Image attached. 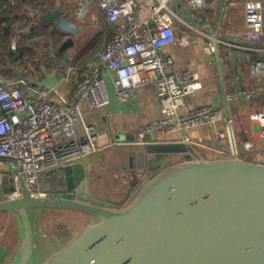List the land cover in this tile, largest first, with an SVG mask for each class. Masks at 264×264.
I'll use <instances>...</instances> for the list:
<instances>
[{
  "label": "crops",
  "instance_id": "0c3cea01",
  "mask_svg": "<svg viewBox=\"0 0 264 264\" xmlns=\"http://www.w3.org/2000/svg\"><path fill=\"white\" fill-rule=\"evenodd\" d=\"M4 1L13 4L11 16L15 19L13 27L15 34L11 37L10 43L13 38L18 41L17 48L15 50L10 48V50L18 49L19 36L35 37L30 39H33L34 43L27 42L32 49L34 48V58L26 60L27 69L18 67L22 71H17V78L44 80L42 68L45 69V67L39 61L44 55L48 58L56 56L65 69L55 72L57 84L54 88L48 90L29 84L26 80L25 82L30 85V89L32 87L41 92L40 95L44 98L63 102L73 91L76 82L94 66L98 52L111 39L113 28L107 21L104 11L99 8L98 0ZM244 2L245 0H212L201 8L188 9L183 0H169L168 8L175 19V33L178 37H188L190 42L186 46L179 44L165 46L161 53L172 58L173 71L180 72L188 69L196 72L200 77L197 91L187 97L180 113L205 105L221 108L224 117L233 121L239 157L264 164V138L259 135L258 123L252 119L254 114L264 113V72L253 73L251 70L255 62H262L264 65V38L245 43L235 37L236 34L245 30ZM57 6L61 7L62 14L69 18L74 26L82 29L76 36H71L74 46L65 51H61L60 47L69 35L65 36L53 23H49L48 30L56 34L42 42L44 38L40 31L41 22L36 18L46 8L53 11ZM38 40H41L40 45L45 44L39 47V50L35 44ZM208 43H212L214 47L210 56L204 51ZM103 74L108 82L112 101L109 106L97 110L85 104L82 106V121L77 124V131L79 135H83L85 126H93L98 133L99 141L97 151L79 163L84 167L88 186L87 195L90 200L98 205L122 207L149 179L145 176L148 168L160 167L158 156L161 155H155L152 160L145 159L143 169L138 168L135 153L145 145L144 138L147 134L139 137V133L143 132L147 125L159 120L161 111L153 89L148 86L138 88L135 95L126 103L118 102L111 84L110 73L105 71ZM34 89L30 91L32 96L36 97L38 95L35 94ZM223 124L224 122L202 125L172 134L152 133L150 136L152 142L166 143L179 142L182 136H188L207 147L197 152L198 158L220 159L225 156L218 154L214 148L221 145L226 147V144L215 142L214 133L221 130ZM246 144L250 145V149H245ZM162 156L160 159L164 163L161 165L162 168L180 159L179 154ZM0 174L2 178L7 176L10 180L8 161L0 164ZM2 178L0 179L1 191L12 186L11 182L3 185ZM62 179L64 181L63 173ZM137 183L139 187L134 195L122 205L129 191ZM79 193V181L74 180V187L70 192L67 189L64 191L57 189L51 195L75 197ZM109 193L112 196L108 198ZM51 214L52 211L35 213L33 227L34 256L36 257L50 254L67 241L54 235L49 238V241H44L45 228L38 223L37 217L39 215L41 218L42 216L50 217ZM84 217L91 222V217ZM35 220H37L36 223H34ZM53 221L54 218L51 224ZM42 236L43 241L40 243ZM19 245V230L15 227L9 243L0 245V264H15Z\"/></svg>",
  "mask_w": 264,
  "mask_h": 264
},
{
  "label": "water",
  "instance_id": "95a60500",
  "mask_svg": "<svg viewBox=\"0 0 264 264\" xmlns=\"http://www.w3.org/2000/svg\"><path fill=\"white\" fill-rule=\"evenodd\" d=\"M36 18L69 35L61 51L72 48V37L82 31L62 14L60 6L53 11L46 8ZM42 70L44 80H25L39 88H54L56 73ZM144 142L135 153L140 169L146 158L152 160L155 155L179 154L180 159L147 179L122 207L90 200L81 163L49 172H62L69 192L74 180L79 181L80 193L75 197L32 196L22 175L19 197H10L12 186L0 190V213H14L20 221L15 264H264V164L238 155L198 158L192 146L152 142L150 134ZM0 158L16 161L21 169L15 158ZM8 182L4 176L2 184ZM55 210L92 220L50 254L36 257L30 213Z\"/></svg>",
  "mask_w": 264,
  "mask_h": 264
},
{
  "label": "built area",
  "instance_id": "2783aa9c",
  "mask_svg": "<svg viewBox=\"0 0 264 264\" xmlns=\"http://www.w3.org/2000/svg\"><path fill=\"white\" fill-rule=\"evenodd\" d=\"M188 9H197L212 0H183ZM169 0H98L107 21L113 28L112 36L97 54V62L75 84L63 102L50 101L22 78L15 80L0 77V157H13L9 162L10 180L14 190L10 197L20 196L19 176L22 175L29 192L35 197L51 193L42 185L44 173L79 163L98 149L99 136L93 126H85L79 135L77 124L82 121V106L97 110L111 104L112 97L104 72L111 75L115 98L126 103L140 87L154 91L160 106L161 118L146 126L145 134H172L202 125L224 122L223 128L214 133L215 142L226 147L214 150L227 158L240 154L233 121L224 117L221 108L205 105L180 113L188 96L194 94L200 77L185 69L173 71V60L161 53L172 44L186 46L188 37L175 33L174 14L168 8ZM245 30L236 34L240 42H256L264 38V0H245ZM13 38L10 48H17ZM214 50L212 43L204 47L207 55ZM253 73L264 72L262 62L251 66ZM21 84V85H20ZM259 125V135L264 138V113L252 116ZM179 142L192 146L197 157L204 144L182 136ZM250 149V145H245ZM2 175L0 174V179Z\"/></svg>",
  "mask_w": 264,
  "mask_h": 264
},
{
  "label": "trees",
  "instance_id": "16d2710c",
  "mask_svg": "<svg viewBox=\"0 0 264 264\" xmlns=\"http://www.w3.org/2000/svg\"><path fill=\"white\" fill-rule=\"evenodd\" d=\"M12 10H13V4L5 2L4 0H0V74L5 79L15 80L17 76H15L16 74L14 73V70H12V68L24 67L23 70H25L27 69V67H25L26 58L27 59L34 58V52H33L34 48L32 49L31 45H28L27 42L30 41L34 43L33 39L32 40L30 39L35 37L26 36L24 38V35L19 36L18 49L16 51L10 50V39L15 34L13 29L15 19L14 16H11ZM40 25H41L40 31L43 35L42 38H44L42 39V42L49 37L55 36L56 33L50 32L48 30L49 23H41ZM40 43L41 40L35 41V44L37 45L36 46L37 50H39V47H43L45 45V44L40 45ZM40 62L44 64V67L48 73L64 71L65 69L64 66L62 65V62L59 59H57L56 56L53 58H48L47 55H44V57L41 58L39 63ZM162 157H163L162 155L158 156V162L160 161L159 162L160 167H158L157 169L148 168L145 174L147 178H151L162 169L161 165L164 164L162 163V160H160L162 159ZM223 158H227V157L225 156ZM41 183L52 194L55 193L57 189L58 191L66 190L65 183L62 179V172L60 171L53 173H44L41 178ZM138 187H139V183L133 186V188L129 191L127 198L122 203V205L126 204L131 199V197L134 195ZM0 214L12 215L14 213L3 212Z\"/></svg>",
  "mask_w": 264,
  "mask_h": 264
},
{
  "label": "rangeland",
  "instance_id": "374dc122",
  "mask_svg": "<svg viewBox=\"0 0 264 264\" xmlns=\"http://www.w3.org/2000/svg\"><path fill=\"white\" fill-rule=\"evenodd\" d=\"M12 70H14V73L16 74L15 76L18 75L17 71H21L18 67H13ZM0 77L3 76L0 74ZM199 150H201V148ZM111 196L112 194L109 193L107 197L109 198ZM84 216L86 215L69 212V211L55 210L52 211V214L50 215L52 219L54 218V221L51 224L52 219L50 217L42 216L41 218V215H39L37 217L40 220V221L38 220V223L45 228V230H43L44 231L43 236L45 237L44 241H49V238L53 237V235L55 237L62 238V240L64 239L68 240L73 234H75L79 229H81L90 221L88 220L87 217ZM31 217L33 220L36 219L35 215H31ZM36 221L37 220H35L34 223H36ZM15 227L17 229H19L20 227V221L16 214H12V215L0 214V245L4 243H9V241L13 237V233L15 232ZM43 236H42V240H40V243L41 241H43ZM45 246L47 247L48 245Z\"/></svg>",
  "mask_w": 264,
  "mask_h": 264
}]
</instances>
